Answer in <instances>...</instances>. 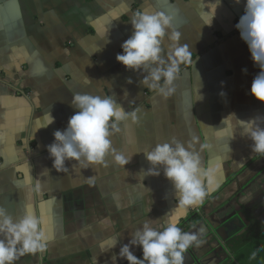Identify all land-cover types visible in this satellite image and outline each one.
<instances>
[{
    "label": "crops",
    "instance_id": "obj_1",
    "mask_svg": "<svg viewBox=\"0 0 264 264\" xmlns=\"http://www.w3.org/2000/svg\"><path fill=\"white\" fill-rule=\"evenodd\" d=\"M246 3L0 0V206L17 220L26 213L43 218L50 236L47 251L24 255L15 264H112L119 247L146 220L160 228L166 219L180 223L192 213L200 221L185 232L198 233L201 243L189 252L200 262L209 254L216 259L225 242L216 240L208 220L220 225L223 217L217 215L227 202L233 207L226 208H237L225 218L238 219L242 208L250 215L241 194L253 176L264 178V156L252 152L238 121L264 118V103L250 94L261 69L236 28ZM136 11L172 16L180 44L193 53V66L181 65L169 97L141 83L146 73L116 60L133 34L130 21ZM170 43L165 38V50ZM75 93L109 95L125 111L137 113L138 122L122 123L111 137L115 149L132 157L127 165L109 156L107 167L84 169L66 161V171L53 168L47 148L54 132L66 130L78 111L71 106ZM173 139L191 143L205 168L209 162L221 166L217 190L186 211L162 168L159 176L145 175L151 165L144 152ZM238 220L242 231L246 227ZM131 251L142 259L140 247ZM212 259L203 262L213 264Z\"/></svg>",
    "mask_w": 264,
    "mask_h": 264
},
{
    "label": "clouds",
    "instance_id": "obj_2",
    "mask_svg": "<svg viewBox=\"0 0 264 264\" xmlns=\"http://www.w3.org/2000/svg\"><path fill=\"white\" fill-rule=\"evenodd\" d=\"M130 23L133 34L122 44L123 54L116 56L117 62L127 69L146 73L141 81L143 85L164 97L171 96L176 91L174 82L180 77L181 65L193 66V53L187 44H180L181 33L174 30L173 17L158 11H136ZM236 28L248 45L253 62L261 69L252 81L250 94L264 103V0H247L244 15ZM165 38L172 42L167 50ZM71 106L78 111L69 119L66 130L54 132V143L47 148L53 159L52 166L58 173L67 170L66 161H75L84 169L92 165L107 167L109 156L121 167L131 161L132 157L113 147L111 137L121 131L122 123L138 122L136 112L125 111L109 95L90 93H75ZM45 116L49 121L47 124L54 122L50 114ZM238 121L243 130L241 135L252 141V152L264 156V118ZM144 155L151 165L145 175L159 176L162 168L174 187L179 207L185 211L201 205L218 188L220 164L209 162L205 168L200 153L191 143L186 145L173 139L157 144ZM39 190L37 182L35 191ZM153 223L146 220L129 242L119 247V252L112 257V264H117L119 259H125L128 264H184L188 249L201 243L199 234L183 231L176 218L164 220L160 228L154 227ZM45 224L43 218L32 213L17 220L0 206V264H15L24 255L47 251L50 236ZM116 246L112 245L113 248ZM134 246L142 249V259L131 251Z\"/></svg>",
    "mask_w": 264,
    "mask_h": 264
},
{
    "label": "trees",
    "instance_id": "obj_3",
    "mask_svg": "<svg viewBox=\"0 0 264 264\" xmlns=\"http://www.w3.org/2000/svg\"><path fill=\"white\" fill-rule=\"evenodd\" d=\"M241 212L249 222L247 230L241 235H233L225 242L223 253L226 258L219 264H264V224L260 225L249 213ZM200 219L196 214H190L180 221L179 226L187 231Z\"/></svg>",
    "mask_w": 264,
    "mask_h": 264
},
{
    "label": "rangeland",
    "instance_id": "obj_4",
    "mask_svg": "<svg viewBox=\"0 0 264 264\" xmlns=\"http://www.w3.org/2000/svg\"><path fill=\"white\" fill-rule=\"evenodd\" d=\"M258 181H261V182H258ZM246 184L249 185V188L246 189L244 193L242 192L241 194L242 196L241 200H243L244 208L246 211L250 212V215H253V218H257L258 220L264 221V191H262L263 189L262 185H264V178H262L260 174H256L251 179H249V181ZM226 206L233 207V205L231 206L227 202V204H225L224 206V209L220 210V213L218 215L216 214L217 216H219L220 219L222 217L227 216L231 211H233L232 209L237 208V206L235 205H234V208H230V209L226 208ZM238 233H240L239 230L235 231L234 234L232 235H235ZM221 242L223 243L224 241H221ZM223 250L224 249L220 247V249L216 252L217 258L215 259V257H213L214 260L213 259L212 260L216 264H219L226 258L225 254L223 253Z\"/></svg>",
    "mask_w": 264,
    "mask_h": 264
},
{
    "label": "water",
    "instance_id": "obj_5",
    "mask_svg": "<svg viewBox=\"0 0 264 264\" xmlns=\"http://www.w3.org/2000/svg\"><path fill=\"white\" fill-rule=\"evenodd\" d=\"M238 219H240L241 222L243 223V225L246 227L238 234V235H241L247 230L249 222L247 221V219L245 218V216L242 213L238 214ZM208 222H209L211 228L216 231V234L220 238V240L225 241L227 239V236L225 234L224 228L220 227V225L218 223L211 222V220H208ZM209 257H214V254H209L204 259H202V262L204 260H208ZM200 258L201 257H199V255H193L188 250L184 254V264H201Z\"/></svg>",
    "mask_w": 264,
    "mask_h": 264
},
{
    "label": "flooded vegetation",
    "instance_id": "obj_6",
    "mask_svg": "<svg viewBox=\"0 0 264 264\" xmlns=\"http://www.w3.org/2000/svg\"><path fill=\"white\" fill-rule=\"evenodd\" d=\"M253 219H255L260 225L264 224L263 220H258L257 218H253ZM221 221L222 222H220L221 223L220 227L222 226L225 229L226 235H227V239L224 242L228 241L231 238V233L234 234V232L237 231V230L241 231V229H240V227H241L240 221L236 217L235 218H231V219H227V218L223 217ZM218 238L219 237H216V240H218ZM222 244L224 245V243H222ZM219 246H221V245H219ZM219 246H216L214 248V250L218 249ZM221 252H222V250H221ZM201 264H204V262H201ZM213 264H216V263H213Z\"/></svg>",
    "mask_w": 264,
    "mask_h": 264
},
{
    "label": "snow or ice",
    "instance_id": "obj_7",
    "mask_svg": "<svg viewBox=\"0 0 264 264\" xmlns=\"http://www.w3.org/2000/svg\"><path fill=\"white\" fill-rule=\"evenodd\" d=\"M173 219H175V217H173Z\"/></svg>",
    "mask_w": 264,
    "mask_h": 264
}]
</instances>
